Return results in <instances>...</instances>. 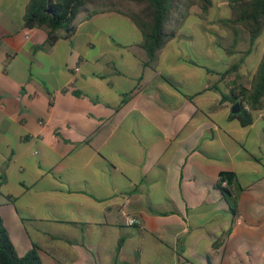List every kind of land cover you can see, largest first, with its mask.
Masks as SVG:
<instances>
[{
    "label": "crops",
    "instance_id": "obj_1",
    "mask_svg": "<svg viewBox=\"0 0 264 264\" xmlns=\"http://www.w3.org/2000/svg\"><path fill=\"white\" fill-rule=\"evenodd\" d=\"M27 3L0 0V216L17 254L264 264V104L244 105L243 127L222 99L254 78L214 71L178 35L149 59L114 12L79 17L48 47L45 31L23 27ZM222 172L236 176L235 213L216 189Z\"/></svg>",
    "mask_w": 264,
    "mask_h": 264
},
{
    "label": "trees",
    "instance_id": "obj_2",
    "mask_svg": "<svg viewBox=\"0 0 264 264\" xmlns=\"http://www.w3.org/2000/svg\"><path fill=\"white\" fill-rule=\"evenodd\" d=\"M194 5L205 13L212 3L211 0H28L23 27L45 31L46 45L50 47L58 40L61 31H64L66 37L74 34L75 21L79 17L89 20L96 14L119 13L128 17L141 32L142 47L148 58L152 59L157 51L176 36L181 20ZM227 6V23L242 27L248 33L250 44L264 33V0H227ZM236 70L237 65H233L226 74ZM230 93V97L222 96V99L239 103L241 107V114L233 117L243 127L250 125L251 114L243 107L247 105L250 110H258L264 104V56L250 89L236 85ZM235 179L234 173L222 172L216 183L220 194L229 198L231 213L236 211L231 190ZM224 180L227 186L221 187L220 183ZM37 249L33 245L24 255L19 256L0 216V264H42Z\"/></svg>",
    "mask_w": 264,
    "mask_h": 264
},
{
    "label": "rangeland",
    "instance_id": "obj_3",
    "mask_svg": "<svg viewBox=\"0 0 264 264\" xmlns=\"http://www.w3.org/2000/svg\"><path fill=\"white\" fill-rule=\"evenodd\" d=\"M211 3V7L205 13L198 6L190 7L185 15L187 19H182V24L177 29L178 37L175 44L180 45L191 56L203 52L210 53L211 68L220 74L228 71L231 65H237L240 77L244 79L241 83L244 84L246 79L256 77L258 65L264 56V33L250 44L248 33L244 29L227 23L229 17L227 0H211ZM118 25L121 26V30L117 27L116 33L122 31L123 34H135L126 25L115 26ZM242 48L246 49L244 53ZM192 58L194 59L193 56ZM256 115L257 111L253 113V116Z\"/></svg>",
    "mask_w": 264,
    "mask_h": 264
},
{
    "label": "built area",
    "instance_id": "obj_4",
    "mask_svg": "<svg viewBox=\"0 0 264 264\" xmlns=\"http://www.w3.org/2000/svg\"><path fill=\"white\" fill-rule=\"evenodd\" d=\"M75 71H78V68L75 69ZM221 187H225L227 186V182L224 180L220 183ZM125 205L121 208V215L124 217L125 219V224L126 226L132 227V226H137L139 224V221L136 217H133L131 215H129L125 209H124ZM128 264H139L136 261L130 262Z\"/></svg>",
    "mask_w": 264,
    "mask_h": 264
},
{
    "label": "water",
    "instance_id": "obj_5",
    "mask_svg": "<svg viewBox=\"0 0 264 264\" xmlns=\"http://www.w3.org/2000/svg\"><path fill=\"white\" fill-rule=\"evenodd\" d=\"M240 111H241V108H240L239 103L233 104L232 109H231V113L232 114H239Z\"/></svg>",
    "mask_w": 264,
    "mask_h": 264
}]
</instances>
